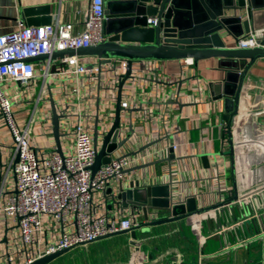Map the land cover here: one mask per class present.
Masks as SVG:
<instances>
[{
    "label": "built area",
    "instance_id": "obj_1",
    "mask_svg": "<svg viewBox=\"0 0 264 264\" xmlns=\"http://www.w3.org/2000/svg\"><path fill=\"white\" fill-rule=\"evenodd\" d=\"M108 1L112 0H90L77 31L72 23L61 21L41 26L19 21L15 31L0 35V264H31L143 222L140 210L122 209L113 198L131 182L141 187L171 184L173 202L192 197L169 174L173 163H181L176 155L181 144L169 137L167 110L157 114L148 105L155 101L161 109L204 101L201 88L197 95L181 93L187 70L194 75L192 59L182 60L178 92L164 96L162 85L173 81L162 73L159 61L132 62L131 76L122 88L116 148L93 177L94 134L99 151L114 123L118 85L128 61L96 56L28 61L108 40L104 31ZM262 40L264 27L250 31L237 44L241 49L256 48ZM150 82L155 86L149 91ZM51 102L59 116L62 155L53 136ZM154 132L158 138H151ZM170 154L174 155L170 171H158L153 163ZM216 175L221 200L230 190L225 165L218 166ZM108 186L112 196L105 194ZM157 218L156 213L149 215V220Z\"/></svg>",
    "mask_w": 264,
    "mask_h": 264
},
{
    "label": "crops",
    "instance_id": "obj_2",
    "mask_svg": "<svg viewBox=\"0 0 264 264\" xmlns=\"http://www.w3.org/2000/svg\"><path fill=\"white\" fill-rule=\"evenodd\" d=\"M118 1H108L110 9L116 11ZM43 6L51 8V23H72L77 31L81 29L90 8V0H0V35L15 31L19 21L26 24L20 8ZM253 17L251 31L263 28L264 10L255 11ZM248 34L242 33L239 38ZM224 41L227 47H238L234 37H226ZM193 61L190 70L194 75L190 76L187 70V80L182 84L181 93L193 96L201 88L204 101L198 98L201 100L198 103H185V106L169 104L161 106V109L155 101H149L148 105L157 114L167 110L168 125L172 129L169 137L181 144L176 154L181 158V163H173L171 172L167 162L157 164L156 169L173 174L176 182L180 183L178 188L194 196L197 208H206L220 201L217 193L218 166L225 165V177L230 189L224 192L223 197L233 194L232 161L226 123L223 120L225 112L222 102L214 101L212 93H219V85L227 75L226 71H236V65L218 59ZM182 62L159 61L162 73L173 81L162 85V96L168 92H178L180 82L177 78L182 73ZM248 74L241 91L237 122L232 129L234 179L240 196L249 190L259 196L264 194V59L258 60ZM154 86L150 82L148 90ZM241 132L244 138H241ZM148 133H153L150 127ZM153 136L151 138H158L156 132ZM240 210V207L235 208L236 215L242 213ZM212 214L206 212L194 216L184 221L181 227L170 224L156 229L148 236L140 235V250L130 244L129 235L115 236L72 248L50 264H164V259L170 257H177L185 264H242L246 258L253 259L263 251L261 248H264V244L261 246L256 242L259 239L264 243V234L258 236V227L247 223L248 218L218 229L219 217L216 220ZM235 249L238 255L236 262L233 257ZM229 251L231 260L226 263Z\"/></svg>",
    "mask_w": 264,
    "mask_h": 264
},
{
    "label": "water",
    "instance_id": "obj_3",
    "mask_svg": "<svg viewBox=\"0 0 264 264\" xmlns=\"http://www.w3.org/2000/svg\"><path fill=\"white\" fill-rule=\"evenodd\" d=\"M110 5L109 3L105 4L104 16V31L109 36L108 40L89 48L56 51L51 55H43L28 60L38 62L46 59L55 61L67 56H96L104 59L119 58L128 61L127 72L121 77L118 85L114 123L99 151H97V134H94L96 154L94 163L90 167L92 177L102 166L109 163L108 154L116 148L122 88L131 76L133 61L218 59L220 62L230 61L236 65V71H226L227 75L219 85V93H212L214 101L222 102L225 112L223 120L226 123L225 130L232 161L231 184L233 194L212 206L197 208L194 197L173 202L171 184L141 187L139 183L131 182L129 189L121 187L113 198L122 209L140 210L143 215V222H138L129 230L109 233L96 241L129 235L130 244L140 250V235L148 236L156 229L170 224L181 227L185 224L184 221L206 212L213 213L212 215L216 217V220L219 217L218 229L229 227L232 223L248 218L249 222L247 223L258 227L256 234L258 236L264 234V194L255 196L251 191L239 195L234 179L235 161L232 141V129L237 122L241 91L253 65L258 60L264 59V40L261 41L260 47L248 49L227 47L224 41L226 37H234L238 41L242 33L248 34L251 31L254 13L264 10V0H119L116 11L110 9ZM20 13L28 26L48 25L52 21L49 6L22 7ZM149 21H154L155 24H151ZM51 116L57 152L62 155L59 134L60 121L52 102ZM111 141L112 143H110ZM121 144L123 142L119 145ZM2 155L0 146V166H2ZM173 158L174 155L170 154L165 160L156 161L153 164L167 162L170 167ZM111 193L112 188L108 186L105 194L110 195ZM249 196L251 198L247 200L246 198ZM239 207L242 213L236 215L235 208ZM109 209L111 210L110 207ZM151 213H156L158 218L149 220ZM5 241L6 239H4ZM70 250L64 249L55 252L31 264H50ZM261 250L263 251L258 253L257 258H246L242 264H264V248ZM233 252L236 262L238 259L237 249ZM226 257V263H229L231 251L227 252ZM164 264L185 263L177 257H170L164 259Z\"/></svg>",
    "mask_w": 264,
    "mask_h": 264
},
{
    "label": "rangeland",
    "instance_id": "obj_4",
    "mask_svg": "<svg viewBox=\"0 0 264 264\" xmlns=\"http://www.w3.org/2000/svg\"><path fill=\"white\" fill-rule=\"evenodd\" d=\"M257 241H258V242H256V244L260 243L261 246H263V244H264L263 242H260L259 239H258ZM254 247H256V246H254ZM261 249H262V248H261ZM255 258H257V255L255 256ZM255 258H254V259H255Z\"/></svg>",
    "mask_w": 264,
    "mask_h": 264
}]
</instances>
